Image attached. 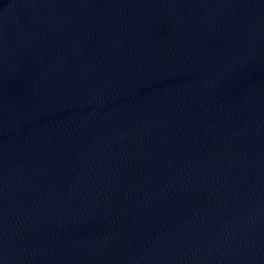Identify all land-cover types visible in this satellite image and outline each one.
<instances>
[{
  "label": "water",
  "instance_id": "water-1",
  "mask_svg": "<svg viewBox=\"0 0 264 264\" xmlns=\"http://www.w3.org/2000/svg\"><path fill=\"white\" fill-rule=\"evenodd\" d=\"M0 264H264V0H0Z\"/></svg>",
  "mask_w": 264,
  "mask_h": 264
}]
</instances>
